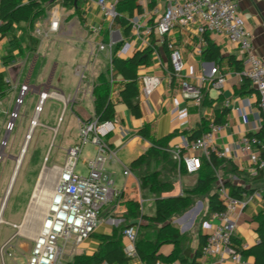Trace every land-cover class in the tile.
Instances as JSON below:
<instances>
[{"label": "crops", "instance_id": "crops-1", "mask_svg": "<svg viewBox=\"0 0 264 264\" xmlns=\"http://www.w3.org/2000/svg\"><path fill=\"white\" fill-rule=\"evenodd\" d=\"M235 1L238 2L240 11L245 16L254 51L264 59V0ZM143 2L141 4L140 0L136 1L141 10L136 9L134 15L151 11L156 6L163 9L165 4V0H157V4L150 7V0H143ZM50 4L46 14L36 19L33 26L30 27L28 22L21 21L15 24L11 34L0 40V72H4L11 89L5 97H0V101L6 100L8 95L12 96L8 101L6 113L9 116L8 113L15 110L16 99L24 83L30 85V91L27 94L29 95L30 106L34 108V113L43 91L57 90L63 93L65 97L75 98L67 105H71L72 114L78 122V132L74 134L70 147L79 141L81 123L96 116L94 91L100 83V74L104 73L110 77V73H108L109 68H111L110 56L108 51L98 48L99 43H110L111 40L116 43L121 41V46L127 42L130 43L131 49L126 54H121L124 58L133 56L137 50H143L152 42L157 47L151 56L150 64L140 66L137 70L140 81L138 99L142 112L140 117H136L129 107L122 102L120 93L124 86L123 77L113 70L115 81L111 90V100L115 103L117 126L115 131L106 137V141L114 154L107 155L105 167L112 175L120 195L115 203L102 210V221L97 231L89 239L78 245L74 253H68L62 260V264L73 261L75 255H93L96 253L102 247L103 241L100 237L103 235L112 236L111 238L114 240L120 238L122 244L125 245L127 239L123 234V229L132 224L140 229V225L146 223V220L142 219L143 214L155 215L157 194L149 188H142L141 186V177L147 172L152 173L161 170L163 173L161 177L167 180L168 184L161 194L162 197L189 195V190L195 186L199 173H188L186 168L181 169L180 165L184 162L177 160L174 152L190 140L189 131L196 129L203 118L213 120L222 107H227L229 112L222 123L225 124L224 129L216 134V142L218 147L225 152L223 158L229 160L230 163L225 164L223 168L216 169L217 179L211 192L218 190L220 181L230 182L232 185L242 188L241 199L246 201V205L236 215L234 236L243 249L257 244L260 238L258 234L259 219L264 214V174L253 176L250 173L249 157L240 151L238 142L245 134L256 133L260 130L261 125L258 120L260 113L257 89L249 80L250 87L243 89L245 79L230 64L231 56L237 60H242L239 47L227 38L211 32L203 35L204 43L195 25L173 29L164 40L168 43L173 42L182 52L185 62V77L181 78L175 76L171 70L169 55L163 48L164 41L155 32L151 34L147 32V29L159 19L162 11L156 16H144L141 34L137 35L131 29V35L125 36L123 26L120 24L114 26L112 24L111 26L104 18L97 0H81V16L84 18V22H82V17L76 9L64 5L63 0H54ZM54 19H58L60 22L58 31H52L50 28ZM94 27H100V30L97 32ZM117 32H120L121 39L116 41ZM13 37L19 41L18 45H11L10 40ZM31 37H33V41ZM207 37L221 48L222 58L219 63L207 62L203 59L202 52L208 45ZM75 59L78 64L74 68L70 62ZM68 67H71V73L75 69L74 75L77 78L75 84H73V79L68 74L66 75ZM80 71L86 72L85 81H81ZM146 74H154L162 79L161 85L149 96H145L141 92V77ZM221 75L226 77L223 86L221 88L212 87L211 81ZM184 79L202 89L203 100L200 105L193 99H183L182 81ZM174 97L181 99L179 108H176L174 104ZM49 99L63 102L55 98ZM49 99L45 101L43 112ZM43 112L39 116V123ZM39 126L44 125L40 123ZM144 126H149L153 139L159 140L169 137L170 156L164 162L152 160L148 166L132 167L133 161L146 153L152 145V142L140 133ZM57 128L59 130V123ZM54 129L52 128V130ZM17 137L10 144L12 151L21 145ZM1 147L2 144L0 149ZM83 154V164L86 166L87 161L95 155V147L90 145L88 150H85L84 147ZM9 156L15 157L11 154ZM126 168L130 169L133 175H126ZM14 175L15 170L12 172L10 182L0 202L1 220L3 219V222L0 223V229L2 224H6L4 236H7L5 240L0 242V249L6 241L12 238L9 247L12 256L8 257L15 264H18L16 262L18 259L26 260L33 238L24 236V228L21 227L19 230L12 224L24 226L26 220H30L34 214L27 218V206L20 222L5 218L12 194L10 193L11 195L7 199L6 196ZM192 199L197 201V207L193 210V214L190 215L191 212L184 214L181 217V223L177 224L182 234L188 233L190 235V239H185L178 246L179 250L180 248L188 250L183 255L188 258L189 262L194 260V254L200 245L199 234L207 235L202 223L210 218L209 216L207 219H202L208 211L209 193L194 195ZM132 212L136 214L132 215ZM196 214L198 216L194 221ZM200 217L202 218L197 227L198 230L192 231V227ZM39 226L40 219L36 220V232ZM175 248L174 243H164L159 247L158 254L169 260ZM5 259L6 257L4 264H6ZM246 259L255 264L253 256ZM0 260L3 264L1 254ZM140 260L142 259L138 255L124 264H139ZM197 264L237 263L230 260L221 262L218 257H207L202 253V256L197 258Z\"/></svg>", "mask_w": 264, "mask_h": 264}, {"label": "built area", "instance_id": "built-area-1", "mask_svg": "<svg viewBox=\"0 0 264 264\" xmlns=\"http://www.w3.org/2000/svg\"><path fill=\"white\" fill-rule=\"evenodd\" d=\"M117 2L118 0H97L104 18L111 26L118 14L116 10ZM140 3L143 4V0H140ZM159 13V19L152 27L147 29V32L148 34L155 32L163 41L173 29L195 25L204 43L203 35L211 32L227 38L239 47L242 53V69L238 73L244 79H248L257 89L258 110L260 113L258 120L262 127L264 124V59L254 51L246 19L240 11L238 2L235 0H165L163 9L156 6L151 11L132 16L130 22L133 32L137 35L141 34L144 16L151 17ZM59 24V20L54 19L51 22V30L58 31ZM94 29L98 32L100 27H94ZM115 47L116 42L113 40L110 43L100 42L98 45L100 50L108 51L110 60H112L114 54L118 56L126 54L131 49V44L127 42L117 51ZM168 48L173 74L177 77H185V62L181 50L173 42L168 43ZM79 75L81 81H85L87 78L85 71H80ZM114 81L113 69H111L110 83L112 88ZM225 81L226 77L221 75L212 80L210 84L212 87L221 88ZM161 83L162 79L157 75H143L141 77L142 94L149 96ZM182 87L183 99H193L198 105L202 103L203 93L200 87L185 79L182 81ZM29 91L30 85L28 83L22 84L16 99L15 110L10 114L11 119L7 125V133L14 130L15 121L19 117L20 108ZM49 98L63 101L65 107L75 100V98L65 97L63 93L57 90L41 92L27 136L40 124L39 116L43 112L45 101ZM174 104L176 108H179L181 99L174 97ZM35 120L38 123L33 127ZM61 120L62 116L59 121ZM116 126L115 119L99 121L96 116L81 123L80 141L68 149L65 163L55 167L56 180L50 188L44 212L40 217V226L36 234L33 235V243L25 264H62V260L68 253H74L78 245L89 239L97 231L102 221V210L118 200L120 191L115 187L114 179L105 167L107 155L114 154L106 141V137L115 131ZM224 127L225 124L212 123L209 131L193 140L186 141L177 148L174 156L180 162H184L188 173H197L201 168L203 158L209 160L212 155H216L218 158L225 157V152L218 147L216 142V134L221 132ZM7 143L8 140L3 139L1 144L7 146ZM87 144L95 147V155L87 161L88 173L82 175L77 172L76 167ZM238 145L240 151L249 157L250 173L253 176L264 174V137L259 138L253 134H245L240 138ZM125 174L128 176L133 175L128 168H126ZM37 185L28 205L27 218ZM218 193L225 209L212 212L210 218L202 223V227L207 231V239L202 248L203 255L218 257L221 262L230 260L237 264H254L244 257L238 245L234 242L236 215L246 205V201L233 196L223 181L219 183ZM1 222H3V219ZM12 225L20 230L21 227L24 228L26 223L24 226ZM138 230L136 225H129L123 229V234L127 239L124 251L130 258L138 256ZM24 236L29 237L26 228H24ZM11 240L12 238L6 241L0 249L3 264L6 255L12 256L9 251ZM139 264L146 263L140 260ZM154 264L186 263L181 260L165 262L158 259Z\"/></svg>", "mask_w": 264, "mask_h": 264}, {"label": "trees", "instance_id": "trees-1", "mask_svg": "<svg viewBox=\"0 0 264 264\" xmlns=\"http://www.w3.org/2000/svg\"><path fill=\"white\" fill-rule=\"evenodd\" d=\"M53 1L54 0H0V40L8 34H11L14 30L15 24L21 21L28 22L30 27L33 26L36 19L46 14V11L51 5L50 2ZM136 1L137 0H118L116 4L118 14L114 19L113 26L117 24L123 26V34L125 36L131 35L132 25L130 18L134 16L136 9H140ZM63 4L74 7L81 16V0H78L77 5H75L74 0H63ZM149 4L150 7H154L157 4V0H150ZM81 20L82 22L85 21L83 17ZM31 40L33 41V37H31ZM207 41L208 45L202 52L203 59L207 62L219 63L222 58L221 48L209 37H207ZM10 43L12 46H15L19 44V41L16 37H13L11 38ZM121 44V41L116 43V51ZM163 48L170 58V50L166 40L163 42ZM156 49L157 47L154 42H152L146 48L143 50H137L133 56L128 58L114 54L110 63L111 68H109L108 73L113 69L122 75L124 86L120 93L121 100L129 107L136 117L142 115L138 99L140 93V81L137 70L140 66L150 64L151 56ZM230 64L231 66H234L236 71H241L242 60H237L234 56H231ZM170 67L172 70L171 63ZM99 81L100 83L96 86L94 91L96 117L99 121L115 119L116 110L115 103L111 100L112 87L110 77L102 73L99 76ZM248 87H250V82L248 79H245L243 89H247ZM10 91V85L6 81L4 72H0V97H5ZM228 112L229 109L227 107H222L218 110V113L213 120L203 118L196 129L189 131L190 140L209 131L212 123H223ZM140 133L145 138L149 139L152 142V145L146 153L133 161L132 167L138 165L148 166L152 160H160L161 162H164L169 158V137L159 140L153 139L149 126H144ZM250 134L263 138L264 124L258 132ZM227 163H230V161L224 158H218L216 155H212L209 160L203 158L201 168L198 171V180L193 189L189 190V195L187 196L179 195L162 197L161 194L165 191L168 182L161 177L160 170L152 173L147 172V174L141 177L142 188H149V190L157 194L155 201V215L150 216L143 214L142 219L146 220V223L141 224L138 231L137 251L143 262L146 264H154L158 259L167 260L158 254V249L162 244L170 242L174 243L176 248L172 256L169 257L171 259L167 260L168 262L179 259L186 264H197V258L202 256V248L206 242L207 235H204L203 233L199 234L200 245L194 254V260L189 262L188 258L183 255V253L185 254L188 250L183 248H180L179 250L178 246L185 239H190V235L182 234L180 228L172 222V219L174 216L188 208L192 203V196L197 194L209 193L208 211L203 216V220L207 219L212 212L225 209V205L219 197L218 190H214L213 192H211V190L217 179L216 169L223 168ZM180 167L181 169L186 168L184 163H181ZM233 171H236V169H233ZM225 186L230 189L233 196L238 198L242 197V188L232 185L230 182H226ZM135 214V212H132V215ZM258 234L260 237L258 243L250 248L243 249L235 236L234 242L238 245L239 250L245 258L253 256L255 264H264V214L259 219ZM111 237L112 236L107 235L101 236L100 238L103 241L102 247L96 253L93 255H75L73 261L68 264H101L104 262L109 264L127 263L131 258L126 255L124 251L125 245L122 244V240L120 238L114 240Z\"/></svg>", "mask_w": 264, "mask_h": 264}, {"label": "rangeland", "instance_id": "rangeland-1", "mask_svg": "<svg viewBox=\"0 0 264 264\" xmlns=\"http://www.w3.org/2000/svg\"><path fill=\"white\" fill-rule=\"evenodd\" d=\"M70 63L71 66L74 68L78 64L76 59L71 61ZM74 73L75 69L73 73H71V67L67 68L66 75L68 74V76L73 79V84H75V80L77 81V78H75ZM11 97L12 96L8 95L6 100L2 102L0 101V146L7 132V125L11 119V113H8L9 116L6 114L9 105L8 101L11 99ZM34 114V108L30 106L29 95L27 94L24 99V103L20 108L19 117L15 121V128L11 133L7 134V140L9 145L2 146L0 149V153L2 155V158L0 159V202L2 201L4 192L10 182L12 172L13 170H15L17 160L20 157L23 146L27 142V134L29 133V130L31 128V123L32 119L34 118ZM61 116L62 120L59 121V117ZM40 123L44 126H39L38 124L32 132L31 139L28 140V150L24 155L25 160L23 158L24 163L22 161V164L20 166V169L18 170V173L14 180V184L12 186V196L5 213L6 219H11L17 222L21 221L24 212L26 211L27 206L29 205L31 196L37 183L38 185H40L41 189H43L44 187L45 189L48 188V190H50L51 186L54 185V182L56 180L55 167L61 166L65 163L68 156V149L70 148V142L73 139L74 134L78 132V122L72 114L71 105L65 107L63 102H59L57 100L53 101L49 99V101L46 103L44 112L40 117ZM58 123L59 130L57 128ZM52 128L55 129L52 130ZM16 137L20 142L19 144L21 145L19 146L21 147L17 146V149L12 151L10 148V144ZM78 138L80 141L79 135ZM90 145L91 144L85 145V150H88L90 148ZM9 154L14 155L15 157H11L9 156ZM83 156L84 154L82 152L79 157L76 170L78 172L87 174L88 169L83 164ZM160 174H163L161 170ZM151 196L154 197L153 195ZM196 207L197 201L195 199H192L191 205L185 210H183L181 213L174 216L172 222L176 225L181 223V217L184 214H188L190 212V215H192L194 212L193 210ZM43 212L44 207H42L41 210H39V212L36 213V215L34 216H32V214H34L35 211H28L29 215L32 216V218L30 220H27L24 228L28 230L29 237L33 238V235L36 234V220L40 219ZM197 216L198 214H196L194 221L195 219H197ZM201 218L202 217H200V219L196 221V223L192 227V231L196 232L198 230L197 227L199 226ZM4 227H6V224L1 225L0 242L5 240V238L7 237L4 236ZM13 230H11V233H13ZM16 262H18L19 264H25L26 260L20 258ZM5 263L15 264V262L7 255ZM0 264H2L1 260Z\"/></svg>", "mask_w": 264, "mask_h": 264}, {"label": "bare ground", "instance_id": "bare-ground-1", "mask_svg": "<svg viewBox=\"0 0 264 264\" xmlns=\"http://www.w3.org/2000/svg\"><path fill=\"white\" fill-rule=\"evenodd\" d=\"M37 120H35L34 121V123H33V127L35 126V125H37ZM32 127V128H33ZM31 137H32V131L30 132V134L27 136V142L25 143V145L23 146V149H22V152H21V154H20V157L18 158V160H17V164H16V169H15V175H16V171L17 170H19L18 169V167L19 166H21V164H22V161H23V157H24V155L26 154V152H27V150H28V140H30L31 139ZM20 168V167H19ZM15 175H14V177H15ZM13 182V181H12ZM11 185H12V183H11ZM11 185H10V187H9V191H11L12 190V188H11ZM11 189V190H10ZM40 188V185H38V187H37V189H36V191H35V194H34V196H33V200H32V202H31V205H30V209H29V212L30 211H35V213H34V215L36 214V213H38L39 212V210H41V208L42 207H45V205H46V200H47V198H48V195L50 194V190H48V188L47 189H45L44 187H43V189H41ZM9 191L7 192L9 195H10V193H9ZM7 194V195H8ZM41 213V212H40ZM28 216H29V213H28ZM0 220H1V213H0Z\"/></svg>", "mask_w": 264, "mask_h": 264}, {"label": "water", "instance_id": "water-1", "mask_svg": "<svg viewBox=\"0 0 264 264\" xmlns=\"http://www.w3.org/2000/svg\"><path fill=\"white\" fill-rule=\"evenodd\" d=\"M75 1V5H77V2H78V0H74ZM119 39H121V34H120V32H117V37L115 38V40L117 41V40H119ZM256 89V88H255ZM8 134V133H7ZM8 136V135H7ZM7 136L4 138L5 140H7ZM20 167V166H19ZM19 167H18V169H19ZM17 173H18V170L16 171V175H17ZM16 175H15V177H14V179H13V182H12V185H11V188H12V186H13V184H14V180H15V178H16ZM11 190V189H10ZM11 191H9V193H10ZM8 196H9V194L6 196V199L8 198ZM133 225V224H132Z\"/></svg>", "mask_w": 264, "mask_h": 264}]
</instances>
